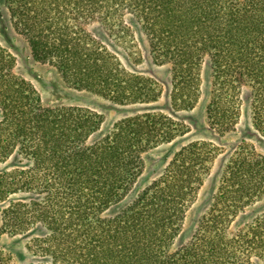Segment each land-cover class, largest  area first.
<instances>
[{"label": "trees", "instance_id": "1", "mask_svg": "<svg viewBox=\"0 0 264 264\" xmlns=\"http://www.w3.org/2000/svg\"><path fill=\"white\" fill-rule=\"evenodd\" d=\"M35 62L71 88L126 105L158 99L88 30L111 34L135 18L159 65H170L174 102L196 95L203 61L213 67L208 120L234 132L245 92L264 135V0H5ZM125 32V31H124ZM0 47V232L28 239L33 264H256L264 262V156L239 153L219 194L185 240L189 208L203 184V144L181 149L164 175L129 200L144 154L173 140L169 119L145 114L103 129L80 106L45 104ZM194 101V100H193ZM105 132V133H104ZM104 133V134H103ZM8 258L0 249V264ZM9 264V263H8Z\"/></svg>", "mask_w": 264, "mask_h": 264}, {"label": "rangeland", "instance_id": "2", "mask_svg": "<svg viewBox=\"0 0 264 264\" xmlns=\"http://www.w3.org/2000/svg\"><path fill=\"white\" fill-rule=\"evenodd\" d=\"M125 26V32L121 31L120 34H111L97 22L90 24L88 30L118 59L127 73L137 76L140 83L156 91L158 99L154 102L120 105L66 85L53 66L32 59L29 45L14 26L5 0H0V47L14 59L16 75L32 84L45 104L87 108L101 117L104 130L113 123L145 114L161 115L170 120L175 134L173 140L144 154V173L129 200L163 176L181 149L194 144L204 145L201 156L204 180L186 216L184 229L187 240L196 232L202 217L217 198L221 178L232 158L239 153L264 156V135L254 127L253 99L248 92L241 101L234 132L223 133L211 128L208 107L213 94L214 74L209 60L203 61L198 70L199 80L194 91L196 98L194 96L192 104L186 107L175 104L172 67L159 65L154 60L149 37L138 20L126 18ZM13 168L14 162L0 163V173ZM247 211L245 220L264 215V198L248 207ZM0 249L8 258L5 261L7 264H33L37 261L28 250L26 238L0 232Z\"/></svg>", "mask_w": 264, "mask_h": 264}]
</instances>
